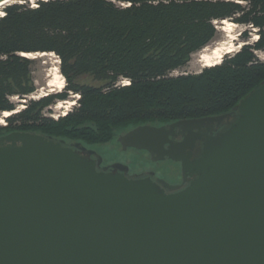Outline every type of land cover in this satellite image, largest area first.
I'll list each match as a JSON object with an SVG mask.
<instances>
[{
	"label": "water",
	"instance_id": "obj_1",
	"mask_svg": "<svg viewBox=\"0 0 264 264\" xmlns=\"http://www.w3.org/2000/svg\"><path fill=\"white\" fill-rule=\"evenodd\" d=\"M118 141L179 162L187 184L99 170L81 142L0 137V264H264V81L229 112Z\"/></svg>",
	"mask_w": 264,
	"mask_h": 264
},
{
	"label": "trees",
	"instance_id": "obj_2",
	"mask_svg": "<svg viewBox=\"0 0 264 264\" xmlns=\"http://www.w3.org/2000/svg\"><path fill=\"white\" fill-rule=\"evenodd\" d=\"M4 12L0 113H12L0 135L29 131L67 144L104 143L119 127L229 112L264 81L257 55L264 51V0H38L9 3ZM223 20L247 27L239 35L245 43L198 73L173 75L217 39ZM253 28L258 38L250 42ZM37 52L60 58L67 85L16 111L13 98L36 91L37 60L23 53ZM70 95L79 96L71 111L46 115Z\"/></svg>",
	"mask_w": 264,
	"mask_h": 264
},
{
	"label": "rangeland",
	"instance_id": "obj_3",
	"mask_svg": "<svg viewBox=\"0 0 264 264\" xmlns=\"http://www.w3.org/2000/svg\"><path fill=\"white\" fill-rule=\"evenodd\" d=\"M8 3L10 4L11 3H27L31 6H34V5H37L38 0H14ZM8 3L2 6L1 11L3 13H5L4 7L7 6ZM217 26L220 30V34L217 37V39L213 41L209 46H207L206 49L204 48L202 51L194 54L192 59L187 63V65H185L183 68L179 70L174 71L172 73L173 75H177L181 73H198L199 71H201V69L204 66L201 61V56L204 53L209 54L212 51L211 50L212 48L220 45L223 42H227L233 39V43L235 46L234 51L239 49L240 44L242 45L245 43L240 38L239 35L242 31H244L247 28L246 26L237 24L236 26H234L231 32H227L223 29V26H224L223 22H218ZM256 35H257L256 30L253 28V31L250 34V42L257 40ZM257 55L260 59L264 60V51H258ZM31 58H34L37 60V63L34 66V69L32 72V78L36 86V91L26 98H18V97L13 98V101L17 105L16 111L23 109L29 100L39 99L42 96H45L49 93L60 92L58 90L51 91L50 90L51 88L48 86V82L51 80L52 76L55 75L56 72L60 73L61 79L65 82V85H67V81L60 70V58H58L56 54L36 55ZM78 99H79L78 95H70L68 100L75 101V104L73 106H71L68 109L66 108V105L63 107H59L58 105L60 104V102H64V101H58L54 105L48 107L45 110V113L46 115L57 119L60 116H64L69 111H71L77 105ZM7 117L8 116H4L3 113H0V125L2 126L6 125ZM139 125L138 124L128 125V126L119 127V128L114 129L110 140L104 143L96 144V143H88V142L81 141V140L80 141L83 142L85 146H87L88 148L94 149L100 156H102L104 160V164H112L115 162L124 163L129 166L130 174L145 173L149 170H154L156 172V175L165 179L169 183H172V184L180 183L182 179V174H181V167L178 163L170 161V160L154 161L151 159L150 154L144 150L129 149V148L126 150H123L120 142L118 141V137ZM6 134L8 133H3L0 135V137ZM68 142L69 143L78 142V140L76 141L69 140Z\"/></svg>",
	"mask_w": 264,
	"mask_h": 264
},
{
	"label": "bare ground",
	"instance_id": "obj_4",
	"mask_svg": "<svg viewBox=\"0 0 264 264\" xmlns=\"http://www.w3.org/2000/svg\"><path fill=\"white\" fill-rule=\"evenodd\" d=\"M11 1H14V0H7L5 2L0 3V16L4 15V13L1 11L2 6L7 4L8 2H11ZM34 6H36V5H34ZM222 22L224 25L223 29L227 32H231L233 30L234 26L237 25L236 23L231 22L229 20H223ZM257 38H258V35H256V39ZM234 50H235V46H234L233 39H232L230 41L223 42L220 45L212 48V51L209 54L204 53L201 56V61H202L204 66H212V65L220 63L224 54L233 52ZM46 54L51 55V54H53V52L23 53V55L28 56V57H34L36 55H46ZM55 69H57V68H55ZM48 86L51 88L50 89L51 91H53V90L60 91L64 88L65 82L61 79L60 73L56 72L55 75L52 76L51 80L48 82ZM74 104H75V101L66 100L64 102H60V104L58 106L63 107L66 105V108L68 109L71 106H73ZM11 113L12 112L6 111V112H4L3 115L8 116Z\"/></svg>",
	"mask_w": 264,
	"mask_h": 264
},
{
	"label": "flooded vegetation",
	"instance_id": "obj_5",
	"mask_svg": "<svg viewBox=\"0 0 264 264\" xmlns=\"http://www.w3.org/2000/svg\"><path fill=\"white\" fill-rule=\"evenodd\" d=\"M174 140H176V141H181L182 140V135H178V136H175L174 138H173ZM129 149H135V148H129ZM166 160H169V159H165V160H163V161H166ZM162 161V160H161ZM170 161H172V160H170ZM173 162H175V161H173ZM176 163H178L179 165H180V167H181V164L179 163V162H176ZM111 164H104V160H103V162H102V164H101V166H100V168H99V170H101L103 167H105V166H110ZM110 169V168H109ZM128 176H130V177H145V176H151L154 180H158V179H163V178H161V177H159L158 175H156V172L154 171V170H149V171H147V172H145V173H135V174H130L129 173V171L126 173ZM182 174V173H181ZM165 180V179H164ZM172 184V183H171ZM187 184V182H183V177H182V179H181V182L180 183H176V184H174V185H181V186H184V185H186Z\"/></svg>",
	"mask_w": 264,
	"mask_h": 264
},
{
	"label": "built area",
	"instance_id": "obj_6",
	"mask_svg": "<svg viewBox=\"0 0 264 264\" xmlns=\"http://www.w3.org/2000/svg\"><path fill=\"white\" fill-rule=\"evenodd\" d=\"M59 58V57H58ZM124 83H128V82H124Z\"/></svg>",
	"mask_w": 264,
	"mask_h": 264
}]
</instances>
